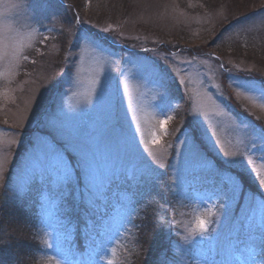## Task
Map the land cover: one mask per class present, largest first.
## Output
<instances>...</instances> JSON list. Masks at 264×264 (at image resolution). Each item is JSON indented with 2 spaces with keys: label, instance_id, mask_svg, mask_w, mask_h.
I'll list each match as a JSON object with an SVG mask.
<instances>
[{
  "label": "rangeland",
  "instance_id": "374dc122",
  "mask_svg": "<svg viewBox=\"0 0 264 264\" xmlns=\"http://www.w3.org/2000/svg\"><path fill=\"white\" fill-rule=\"evenodd\" d=\"M236 1L0 0V212L35 208L34 246L0 233V264H135L158 190L170 253L157 264H264V49L248 47L264 44V9L230 22L249 5ZM108 194L96 244L75 249L66 212L90 216Z\"/></svg>",
  "mask_w": 264,
  "mask_h": 264
},
{
  "label": "trees",
  "instance_id": "16d2710c",
  "mask_svg": "<svg viewBox=\"0 0 264 264\" xmlns=\"http://www.w3.org/2000/svg\"><path fill=\"white\" fill-rule=\"evenodd\" d=\"M203 3L207 4L208 6L212 5V7L214 6V0H201ZM219 1V0H218ZM232 1H236V0H231ZM239 1V0H237ZM236 1V2H237ZM246 2V1H245ZM241 5L240 9L238 5ZM247 5L246 7L244 5H242V3H235L233 5V7H229L231 14V18H230V22H234L239 20L240 18L243 19V17H246L247 15H251L253 13H258L261 12L264 8V4L261 3H255V2H251V0L247 1ZM60 6V4H59ZM62 9H60V13H58L59 15L61 14V16L65 15V12H63ZM234 14V15H233ZM226 27L222 28L220 30V32L223 31V29H226ZM252 43L249 41V46L252 47H256L254 49V51H259V53L261 51H263L262 49H264V44L263 43H259L257 41H255V39H253L251 37ZM246 47V48H248ZM253 51V50H251ZM255 72V71H254ZM197 176V175H196ZM198 183H201L202 186H207V185H211L209 182H211V180H203V178H200V180H197ZM38 184V182H37ZM39 186V185H38ZM40 187V186H39ZM130 188L132 189V186H130ZM123 189V188H120ZM110 192V191H109ZM109 195L108 194L106 196V198L103 200V203H101V205L99 207H101V209L99 207H97L98 209H95L96 212H94V214H91L90 216L87 215L89 208L85 207V205H80L78 207H76L78 209L77 214L74 213V211L72 210V212H66L65 216H68L70 218H73V223L75 224L76 227V236L74 238V243H76V247L75 249L77 250H83L84 249V245L87 242V238L91 239L89 235H92V237H94V239H92L93 244H96V237L94 236V232H96L97 234V229L98 226L97 225H101V220H103L104 218H106V221L110 218L109 215L111 213V203L109 201ZM155 199H153V201H151L148 205V207L146 209H144V211L142 212V214L140 215V217H138V223L137 224V229L135 230L136 233H139V235L136 236V240L139 241L140 244V251L135 252L134 250V256L132 257L133 261L135 264H157L158 260L160 259L161 254L163 253L164 249L166 247H168L167 252L170 253V243L168 242V237H166L165 235V229L163 228L164 225L160 224L162 223V221L158 220V207H160L163 204V198H162V194L161 191L158 190L157 192H155ZM144 198H148V197H144ZM107 200V201H106ZM111 200V199H110ZM36 202V201H35ZM16 203H11L10 205L6 204L4 205L2 208L3 212L1 211L0 213H6L4 217H6V220L9 222H0V227H2L0 233L5 232V235H1L4 236L3 238L7 241L10 240V244L13 245L14 242H19V247H18V251L22 252V253H28L30 252V246L33 247L34 243L32 241V237H31V232L29 229V224L30 221L32 220V216L33 213L30 211H34L35 212V208L32 204L31 209L30 208H26V203L23 202V204H16ZM71 211V210H70ZM92 220L93 225L97 226L96 228H93V225L91 228H89L87 225V220ZM68 219V218H67ZM134 222H136L137 216H135L134 218ZM158 220V221H157ZM5 223V225H4ZM35 223V220L34 222ZM135 224V223H134ZM28 225V227H27ZM34 225V224H33ZM13 229H17L18 231H20V233L25 234L26 238L24 237H20V236H15L14 238L11 239V235L10 237L8 236V231ZM84 231L86 233H84ZM30 232V233H29ZM84 233V235H83ZM89 234V235H88ZM153 236V240L156 243V246L153 248V246H151V243L148 244H142L146 238V236ZM264 236V235H263ZM263 236L260 237L263 239ZM95 240V242H94ZM264 240V239H263ZM133 243V242H132ZM138 246V245H137ZM37 248H39L37 246ZM139 248V247H138ZM13 253L14 250H12ZM16 256V255H15ZM35 260V259H34ZM26 264H34V262L30 261V260H26L25 261Z\"/></svg>",
  "mask_w": 264,
  "mask_h": 264
},
{
  "label": "snow or ice",
  "instance_id": "6c2138e0",
  "mask_svg": "<svg viewBox=\"0 0 264 264\" xmlns=\"http://www.w3.org/2000/svg\"><path fill=\"white\" fill-rule=\"evenodd\" d=\"M96 81L95 79H92L91 81H89V84L90 85H95ZM262 108H264V105H261ZM219 115H222L223 113H217ZM172 120V116H167L165 119H161L158 121V124H159V130H160V135L158 136L156 134L155 131H153L151 133V139L146 141L147 144H151V145H158L160 144L161 142V137L163 135H166L167 134V130H166V126L168 124L169 121ZM137 131L140 132L141 129H140V126H139V123L137 124ZM261 139L264 140V134L261 135ZM217 146L220 147L221 149V152L223 153L224 157L226 158H234L236 156H241L243 157L244 159L248 160L249 164H252L253 163V160L250 156H248L245 152L241 151L239 148H237L236 150L232 151V150H226L221 144H220V141L217 140ZM254 171H256V169L254 168L253 169ZM262 182H264V180H262ZM206 223L207 221L205 219H202L200 217H197L196 219V227L197 229L199 230V232L202 234L203 232L206 231Z\"/></svg>",
  "mask_w": 264,
  "mask_h": 264
}]
</instances>
